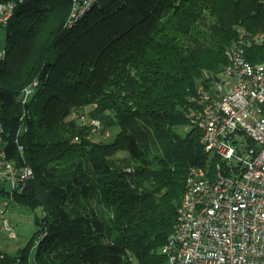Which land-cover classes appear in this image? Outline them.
Listing matches in <instances>:
<instances>
[{
	"label": "trees",
	"instance_id": "16d2710c",
	"mask_svg": "<svg viewBox=\"0 0 264 264\" xmlns=\"http://www.w3.org/2000/svg\"><path fill=\"white\" fill-rule=\"evenodd\" d=\"M0 2L15 3L2 23V141L50 198L31 241L0 264H29L33 243L38 264H165L188 171L215 160L190 116L197 89L221 77L237 39L264 61V0ZM22 187L14 200L40 204Z\"/></svg>",
	"mask_w": 264,
	"mask_h": 264
},
{
	"label": "built area",
	"instance_id": "2783aa9c",
	"mask_svg": "<svg viewBox=\"0 0 264 264\" xmlns=\"http://www.w3.org/2000/svg\"><path fill=\"white\" fill-rule=\"evenodd\" d=\"M14 6L0 2V23L7 22ZM254 40L264 42V31ZM226 54L221 77L199 85L200 110L190 113L203 130L205 149L215 157L213 168L189 169L173 230L162 245L165 264H264V61L248 59L244 39L232 42ZM5 56L0 50V61ZM72 117L103 132L100 118L77 111ZM2 131L0 120V187L11 186L7 206L14 189L34 172L8 158ZM242 133L249 140L245 148L240 147L244 138L237 136ZM2 224L15 236L8 219Z\"/></svg>",
	"mask_w": 264,
	"mask_h": 264
},
{
	"label": "rangeland",
	"instance_id": "374dc122",
	"mask_svg": "<svg viewBox=\"0 0 264 264\" xmlns=\"http://www.w3.org/2000/svg\"><path fill=\"white\" fill-rule=\"evenodd\" d=\"M113 129V128H112ZM184 133L183 129L180 130ZM112 130L109 131L110 137L108 141L113 139ZM115 133V132H114ZM113 133V134H114ZM100 136L96 137L97 139H102L104 136H109L99 132ZM240 140L244 138V143L240 142V147L245 148L249 144V140L245 134L237 135ZM125 152H118L116 156H123ZM244 156L245 153H244ZM6 191L11 190L9 184L6 185ZM8 198L7 194L0 192V210H5L4 215H0V256L2 254L6 255H17L20 251L31 241L34 237L36 231L40 229L38 223V218L43 217L46 213V209L41 205L37 204L35 207H32L23 201L12 200L7 206L5 204V199ZM3 218L8 219L12 229L15 233V236H11L10 229L6 228L1 222ZM36 244L33 243L30 248L29 253V264H38L35 259Z\"/></svg>",
	"mask_w": 264,
	"mask_h": 264
},
{
	"label": "water",
	"instance_id": "95a60500",
	"mask_svg": "<svg viewBox=\"0 0 264 264\" xmlns=\"http://www.w3.org/2000/svg\"><path fill=\"white\" fill-rule=\"evenodd\" d=\"M21 98H23V95H21ZM27 188H32L35 191L36 198L39 201V203L46 210H48L50 207V198L46 190L42 186V184L35 177H29L25 179L23 183L22 191H25Z\"/></svg>",
	"mask_w": 264,
	"mask_h": 264
},
{
	"label": "crops",
	"instance_id": "0c3cea01",
	"mask_svg": "<svg viewBox=\"0 0 264 264\" xmlns=\"http://www.w3.org/2000/svg\"><path fill=\"white\" fill-rule=\"evenodd\" d=\"M5 36H6V30L2 23H0V50L5 48ZM2 146V143L0 142V148ZM6 185L3 186V189L6 191ZM4 219V218H3Z\"/></svg>",
	"mask_w": 264,
	"mask_h": 264
}]
</instances>
